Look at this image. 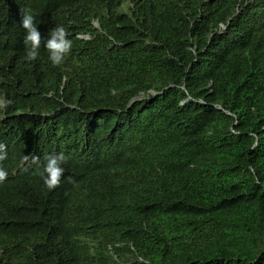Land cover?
Instances as JSON below:
<instances>
[{"label": "trees", "instance_id": "obj_1", "mask_svg": "<svg viewBox=\"0 0 264 264\" xmlns=\"http://www.w3.org/2000/svg\"><path fill=\"white\" fill-rule=\"evenodd\" d=\"M0 97V264H264V0H0Z\"/></svg>", "mask_w": 264, "mask_h": 264}, {"label": "clouds", "instance_id": "obj_2", "mask_svg": "<svg viewBox=\"0 0 264 264\" xmlns=\"http://www.w3.org/2000/svg\"><path fill=\"white\" fill-rule=\"evenodd\" d=\"M22 27L25 29L24 42L26 45V59L28 61H34L39 57V48L43 41L42 33L37 28L34 17L30 14H24L21 21ZM79 38L89 39V34H78ZM45 47L49 52V59L54 66H59L63 63L65 57L70 52L72 47V41L68 38V32L63 26H56L49 31L48 39L45 43ZM5 100L0 97V107L3 106ZM6 145L0 143V161L6 159ZM67 157L63 152L47 155L45 156L46 164L44 166L45 185L49 190H53L59 186L61 178L64 175L65 169L62 167L64 163L67 162ZM26 160H29L26 157ZM31 165L35 164L30 161ZM25 162L20 163L19 168H21ZM10 170L3 169L0 167V182H3L9 177ZM71 179V178H69ZM79 238H84L79 236Z\"/></svg>", "mask_w": 264, "mask_h": 264}]
</instances>
